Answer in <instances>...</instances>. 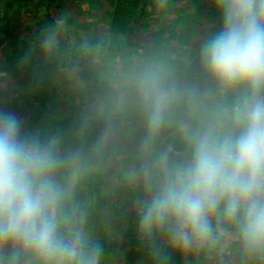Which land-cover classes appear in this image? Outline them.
<instances>
[{"label":"clouds","instance_id":"9594fccd","mask_svg":"<svg viewBox=\"0 0 264 264\" xmlns=\"http://www.w3.org/2000/svg\"><path fill=\"white\" fill-rule=\"evenodd\" d=\"M101 3L17 57L67 107L0 104V264H125L129 225L142 264H264V0H150L132 34Z\"/></svg>","mask_w":264,"mask_h":264},{"label":"trees","instance_id":"16d2710c","mask_svg":"<svg viewBox=\"0 0 264 264\" xmlns=\"http://www.w3.org/2000/svg\"><path fill=\"white\" fill-rule=\"evenodd\" d=\"M88 1L95 2V0ZM104 3H108V6L106 5L107 7H105ZM27 5V8L33 13H36L40 7H43L44 17L48 21H50L54 15L53 9H56L57 12L61 8H69L66 6V0H0V33L4 34L3 38L0 36V60L6 64L5 68L8 64L7 59L11 58V55L14 56L13 53L15 52H18L20 56L30 40L27 35L23 36L10 28V22L7 16L14 6L19 10L21 8L25 9ZM100 5L104 6V8H102L104 9V13H102L100 17L106 18L108 15V18L111 19L114 24L118 23L126 27L129 34H132L134 29H139L146 21L151 20L153 28L157 23V21L152 19L153 10L150 8V0H102ZM199 10L205 19H208L212 14L210 6L206 8L199 6ZM10 77L17 80L18 90L11 91L10 93H0V104L15 111L14 103L19 102L21 97L20 92L28 91L34 101V107L27 111L24 116L28 124L37 126L45 119L53 117L54 107H52L50 99L43 93V90L36 92H31L29 90L31 86L30 73L20 71L17 65H15ZM119 246L122 248H129L133 246V243H131V241H126L124 243H119Z\"/></svg>","mask_w":264,"mask_h":264},{"label":"rangeland","instance_id":"374dc122","mask_svg":"<svg viewBox=\"0 0 264 264\" xmlns=\"http://www.w3.org/2000/svg\"><path fill=\"white\" fill-rule=\"evenodd\" d=\"M105 1V0H104ZM88 0H66V6L69 7V10L73 11V15L75 18H80L81 20L83 19L84 13L79 11V5H85L88 3ZM199 6H203L204 8L210 6V0H197ZM108 3H104V6L107 7ZM104 6L100 5V7L96 10V15L100 16L102 13H104ZM28 5L26 8H21L19 10L16 9V6L12 8V11H9L8 20L10 22V28L14 31H17L21 35L25 36L27 35L28 39H30L36 32L37 28L39 25L45 21L44 17V8L40 7L39 10H37L36 13H33L31 10H29ZM112 8V7H111ZM113 9V8H112ZM35 12V10H34ZM56 9H53V13L55 14ZM91 15V13H89ZM105 18V17H104ZM105 19H109L108 15L106 16ZM0 36L3 38L4 34L0 33ZM14 56L11 55V58H8V64L5 68V63L0 60V68L7 69L9 74L12 73V70L15 65H17V57L19 56L18 52L13 53ZM16 59V61H15ZM12 62V63H11ZM14 63V64H13ZM15 82V89L12 91L18 90V83L17 80H14ZM43 93L48 96L50 99L52 107H54L53 111V116L60 114L59 109L66 108V102L62 101L59 97V94L55 91V89L52 88H44ZM20 100L19 102L14 103V109L15 112H17L21 116H25L27 111L32 109L34 107V101L28 91H23L20 92ZM126 241H131L133 243V246L131 247H126L127 251V257H126V262L125 264H142L144 254L142 250L139 249L138 243L136 242L135 238V232L134 229L129 225L127 228V234L124 237V240L119 243H124ZM178 261V258H177Z\"/></svg>","mask_w":264,"mask_h":264}]
</instances>
